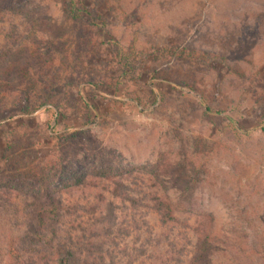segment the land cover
Returning <instances> with one entry per match:
<instances>
[{"label":"rangeland","instance_id":"1","mask_svg":"<svg viewBox=\"0 0 264 264\" xmlns=\"http://www.w3.org/2000/svg\"><path fill=\"white\" fill-rule=\"evenodd\" d=\"M75 2L77 20L69 0H0V67L19 66L0 87V264H30L51 198L62 217L40 241L81 264H192L205 229L223 239L209 264H264V0ZM63 170L86 182L59 190ZM159 201L188 209L164 223Z\"/></svg>","mask_w":264,"mask_h":264},{"label":"trees","instance_id":"2","mask_svg":"<svg viewBox=\"0 0 264 264\" xmlns=\"http://www.w3.org/2000/svg\"><path fill=\"white\" fill-rule=\"evenodd\" d=\"M69 11L73 19L77 20L80 19L82 16V13L87 12V8H79L75 2V0H69ZM99 18L100 16L97 15ZM97 19V18H94ZM29 48H32L34 46V43L28 44ZM180 47H171V54L174 55L176 58H187L192 61H196L202 65H211L215 63H222L226 64L228 59L217 53L212 51H202V50H193V49H184L183 51H179ZM10 61H8L7 64H5L4 69L1 70L0 67V87L6 89L10 85L9 81H5V79H2L1 77L7 76L11 73H14L15 69H17L19 66L16 62V59L11 58ZM129 58L128 55H121L120 61L123 62L125 67H131V65L128 62ZM10 65V69H7V66ZM28 71V70H27ZM93 86H96L93 84ZM206 112L208 114H214L218 112H213L212 108L208 106L207 104H204ZM36 108L32 107H26V114L32 115L34 112H36ZM263 131L264 132V126L254 128L252 131ZM108 170H96L94 173L95 175H106ZM63 182L57 184L59 186V190L63 188H74L79 187L83 185L86 182V175L85 174H76L72 170H63ZM49 207L44 208L42 211H40L37 215L35 223L31 226V233L33 236L38 237V240L32 238L31 236L24 244V251L23 254H31L33 253V257L30 258V264H35L37 259L40 262L48 263L50 259L56 261L57 264H81L80 259L78 258L80 251H75L73 248L59 245L57 248L52 244V242H43L40 241L45 235H51L54 236L58 229V221L62 217V213L60 210V205L57 202V200H54V198L50 199ZM185 206L182 208L176 207L173 203H165L163 201L157 202L155 208L160 213L161 219L164 223H167L168 221L174 220L173 212L174 209H188V205L184 204ZM176 207V208H175ZM186 207V208H185ZM202 236L200 238V241L198 243V247L196 250V256L192 260V264H209L208 259L215 253H218L219 250H224L220 248V243H223V239L219 237V235L212 232V229H205L202 232ZM55 249L56 252V258H51L50 251ZM20 249L16 248V245L13 241L9 243V252L14 258V260L17 263H21V257L18 255L20 253ZM89 252V251H88ZM89 254V253H88ZM89 255H92L91 253ZM103 259V258H101ZM35 261V262H34ZM94 264V263H91Z\"/></svg>","mask_w":264,"mask_h":264},{"label":"clouds","instance_id":"3","mask_svg":"<svg viewBox=\"0 0 264 264\" xmlns=\"http://www.w3.org/2000/svg\"><path fill=\"white\" fill-rule=\"evenodd\" d=\"M211 207L213 209V215L216 217L219 224L225 225L229 223L231 212L223 201H215L212 203Z\"/></svg>","mask_w":264,"mask_h":264}]
</instances>
